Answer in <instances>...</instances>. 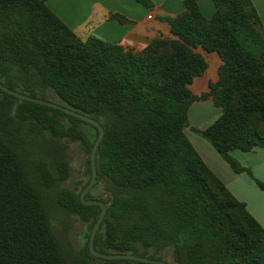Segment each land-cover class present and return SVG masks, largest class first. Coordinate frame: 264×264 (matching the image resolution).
Returning a JSON list of instances; mask_svg holds the SVG:
<instances>
[{"label":"trees","instance_id":"obj_1","mask_svg":"<svg viewBox=\"0 0 264 264\" xmlns=\"http://www.w3.org/2000/svg\"><path fill=\"white\" fill-rule=\"evenodd\" d=\"M213 2L207 19L196 0H184L185 10L166 19L174 39L135 51L80 38L46 0H0V82L104 128L96 171L110 201H102L107 213L94 238L99 252L159 260L169 253L172 264H264V228L185 133L198 99L190 85L208 68L196 51L201 47L222 65L200 98L222 113L205 130H193L236 173L248 170L233 150L264 148V25L251 0ZM99 134L94 125L0 89V264H142L103 260L89 247L83 259L70 261L51 226L54 196L64 210L92 221V229L99 219V206L84 205L81 193L63 187L69 164L54 149L66 139L91 154Z\"/></svg>","mask_w":264,"mask_h":264},{"label":"crops","instance_id":"obj_2","mask_svg":"<svg viewBox=\"0 0 264 264\" xmlns=\"http://www.w3.org/2000/svg\"><path fill=\"white\" fill-rule=\"evenodd\" d=\"M202 14L210 19L216 9L213 0H196ZM264 25V0H251ZM151 6L137 0H46L49 8L80 38L95 36L112 44H119L135 51L145 49L154 39H174L167 18L185 10L184 0H150ZM115 16L126 20L121 22ZM151 16V17H149ZM196 51L208 63L207 70L190 85L198 97L189 108V126L186 136L209 169L225 184L233 196L246 205L249 213L264 228V148L252 151L239 149L232 156L246 170L236 173L215 147L193 129L205 130L217 120L222 110L213 101L200 98L209 91V85L219 79L222 60L216 52L208 53L198 47Z\"/></svg>","mask_w":264,"mask_h":264},{"label":"rangeland","instance_id":"obj_3","mask_svg":"<svg viewBox=\"0 0 264 264\" xmlns=\"http://www.w3.org/2000/svg\"><path fill=\"white\" fill-rule=\"evenodd\" d=\"M84 130L87 136L94 140L95 131L87 126L84 127ZM54 149L59 151L69 164V177L62 184L63 187L73 191L75 195H79L90 183V152L80 142L66 139L57 140ZM51 153L53 150L44 152L46 157ZM86 196V199L100 200L104 203L110 201V193L102 182H97V178ZM52 200L50 206L51 226L61 241L66 257L70 261L83 259L89 244L93 222H84L80 216L64 210L55 196ZM162 258L173 263L169 253L164 254ZM97 262L95 261V263Z\"/></svg>","mask_w":264,"mask_h":264},{"label":"water","instance_id":"obj_4","mask_svg":"<svg viewBox=\"0 0 264 264\" xmlns=\"http://www.w3.org/2000/svg\"><path fill=\"white\" fill-rule=\"evenodd\" d=\"M0 89L6 93L18 98V99L62 111L68 115L74 116V117H76L82 121H85L91 125H94L95 127L98 128L100 134H99L98 139L96 140V142L93 145V148L91 150V155H90L91 170H92L90 183L83 190V192L80 194V199L84 205H86V206H99L102 210L101 215H100L99 219L97 220V222L95 223V225L92 229L91 235H90L88 247H89L91 254L93 256L100 258V259H103V260H113V261L131 260V261H137V262L142 263V264H172V263L165 261V260H159V259H154V258H149V257H142L139 255H134V254L102 253V252H99L95 249L94 238H95V235L99 229L100 224L102 223V221H103V219L107 213V206L100 200H88V199H86V194L90 190V188L93 186V184L95 183L96 178H97L96 153H97L98 146H99L100 142L102 141V139L104 137V133H105L102 124L99 121H97V120H95V119H93V118H91V117H89L83 113L75 111L71 108L65 107L63 105H60V104L52 102V101H47V100H44L41 98L32 97V96L23 94L19 91L13 90V89L3 85L1 82H0Z\"/></svg>","mask_w":264,"mask_h":264},{"label":"built area","instance_id":"obj_5","mask_svg":"<svg viewBox=\"0 0 264 264\" xmlns=\"http://www.w3.org/2000/svg\"><path fill=\"white\" fill-rule=\"evenodd\" d=\"M149 17H151V16H149Z\"/></svg>","mask_w":264,"mask_h":264}]
</instances>
